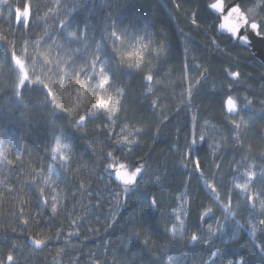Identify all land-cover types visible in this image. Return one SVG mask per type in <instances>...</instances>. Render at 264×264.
I'll use <instances>...</instances> for the list:
<instances>
[{
  "label": "trees",
  "instance_id": "1",
  "mask_svg": "<svg viewBox=\"0 0 264 264\" xmlns=\"http://www.w3.org/2000/svg\"><path fill=\"white\" fill-rule=\"evenodd\" d=\"M212 1L0 0V264H264V74Z\"/></svg>",
  "mask_w": 264,
  "mask_h": 264
},
{
  "label": "water",
  "instance_id": "2",
  "mask_svg": "<svg viewBox=\"0 0 264 264\" xmlns=\"http://www.w3.org/2000/svg\"><path fill=\"white\" fill-rule=\"evenodd\" d=\"M241 0H231L224 2V0H214L209 4V10L216 17V30L221 35L229 36L232 40L246 48L253 58L264 69V35L258 31V25L255 22H249L246 14L242 11L239 2ZM232 79H237V72L228 73ZM144 81L150 82L149 76L144 78ZM224 111L229 115H235L238 111L235 100L228 96L224 100ZM83 119H80L78 124H82ZM108 170L112 171V178L118 184H126L129 187H134L136 180L139 178L142 167L129 172L124 168V164H118L115 167L109 165ZM27 243L36 250L42 249L43 244L33 238H29ZM10 263V258H7Z\"/></svg>",
  "mask_w": 264,
  "mask_h": 264
},
{
  "label": "rangeland",
  "instance_id": "3",
  "mask_svg": "<svg viewBox=\"0 0 264 264\" xmlns=\"http://www.w3.org/2000/svg\"><path fill=\"white\" fill-rule=\"evenodd\" d=\"M246 4H247V6L245 8L247 10H249V11H247V10L246 11L249 12L250 15L253 18H255V19L258 16L256 14H258L261 9H264V8L258 9L261 5L264 6V1L262 2L261 0H249V1L246 2ZM260 20L261 19H258V21H260ZM238 108H239V106H238ZM245 117H246V119H248V115L247 114H245ZM241 120H242V118L238 117L236 119H232L231 120L232 122H229V124L231 126L232 125H234V126L235 125H240ZM59 147H60V145H59ZM61 148H65V147L62 145V147H60V149ZM232 181H233L232 190L235 189V191L238 192V195H240V196L241 195H245V199H246V194H248L250 191H252L251 187H253L256 190L257 189V185L259 183V181L257 179H255V178L252 181H250L249 179L245 178L241 172L235 173L232 176ZM254 200H255V196H253V194H252V198L250 199V205L251 206H253ZM248 216L250 217V214H248Z\"/></svg>",
  "mask_w": 264,
  "mask_h": 264
},
{
  "label": "bare ground",
  "instance_id": "4",
  "mask_svg": "<svg viewBox=\"0 0 264 264\" xmlns=\"http://www.w3.org/2000/svg\"><path fill=\"white\" fill-rule=\"evenodd\" d=\"M217 31V30H216ZM220 34V33H219ZM191 135V133L189 134V136ZM194 140H196V142H197V146H201V144H202V140H201V138L200 137H197L196 139H195V137L194 136H190V142H191V144H192V147H193V144H194ZM193 151V150H192ZM189 151H187L186 153H185V156L188 158V156H189ZM247 177L249 178V180L250 181H252L254 178L255 179H260V177H259V175L257 174V173H254V172H252V171H247ZM259 181V180H258ZM251 190L252 191H250L248 194H246V199H248V201L252 198V194H253V196H255V193H256V190L253 188V187H251ZM232 193L234 194V195H237L238 197H239V195H238V192H236L235 191V189L232 191ZM241 196H243V197H245V195H241Z\"/></svg>",
  "mask_w": 264,
  "mask_h": 264
},
{
  "label": "flooded vegetation",
  "instance_id": "5",
  "mask_svg": "<svg viewBox=\"0 0 264 264\" xmlns=\"http://www.w3.org/2000/svg\"><path fill=\"white\" fill-rule=\"evenodd\" d=\"M247 1H249V0H241L240 2H239V4L241 5L242 3L244 4L245 3V5H243L242 7V9L245 11V13H246V15H247V17H248V20H249V22H255V23H257V25H258V31H259V33L260 34H262V35H264V33H261L260 32V29H261V22L260 21H263L262 23H263V25H264V17L262 18V17H257L256 19H252L253 17L250 15V13L249 12H247V11H249V10H247L245 7L247 6V4H246V2ZM247 10V11H246ZM258 19H261L260 21H258ZM240 45V44H239ZM244 48V47H243ZM246 49V48H245ZM247 50V49H246ZM248 51V50H247ZM249 52V51H248ZM252 56V55H251ZM253 57V56H252ZM127 168V167H126ZM130 172H133L135 169L134 168H127ZM111 173L109 172V175H110ZM123 187H127V185H122ZM128 188V187H127ZM68 236H73V234L71 233V234H68Z\"/></svg>",
  "mask_w": 264,
  "mask_h": 264
}]
</instances>
